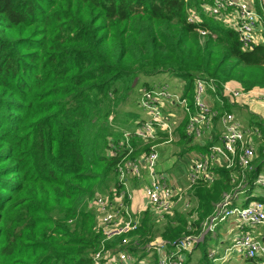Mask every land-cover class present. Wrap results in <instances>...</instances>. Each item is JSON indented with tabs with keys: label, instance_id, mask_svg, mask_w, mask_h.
<instances>
[{
	"label": "trees",
	"instance_id": "1",
	"mask_svg": "<svg viewBox=\"0 0 264 264\" xmlns=\"http://www.w3.org/2000/svg\"><path fill=\"white\" fill-rule=\"evenodd\" d=\"M203 2L0 0V264H93L101 234L88 204L117 178L118 159L106 155L109 139L118 138L110 117L138 84L170 74L190 100L197 78L215 80L220 94L231 81L264 88V44L244 51L233 29L202 12ZM191 11L200 25L189 22ZM252 117L249 127L260 135L251 191L264 164V119ZM215 172L212 185L189 196L198 200L190 225L198 235L236 185L232 170ZM188 226L180 217L161 236L178 240ZM154 230L146 213L139 244L150 243Z\"/></svg>",
	"mask_w": 264,
	"mask_h": 264
},
{
	"label": "built area",
	"instance_id": "2",
	"mask_svg": "<svg viewBox=\"0 0 264 264\" xmlns=\"http://www.w3.org/2000/svg\"><path fill=\"white\" fill-rule=\"evenodd\" d=\"M201 10L217 23L233 29L244 51L264 43V17L259 15L254 0H204ZM189 22L200 25L202 18L191 11ZM199 32L203 37L211 34L210 30ZM181 86L179 92L173 91L167 82L143 87L138 104L148 113L150 121L138 123L134 131L122 132V137L109 139L106 155L118 159L117 178L107 194H97L90 202V207L99 214L95 229L101 234L98 249L92 255L93 264H184L186 259L182 253L204 241L207 234L216 236V230L225 222L230 230L226 241L232 244L227 251H233L251 264H264V174L255 179L252 191L247 180L257 158L253 135L260 134L245 126L234 113L218 110L212 102L217 101L222 107L228 97L240 105L252 98L264 104V90L246 91L226 83L220 94L215 80L197 78L190 100L184 95L185 85ZM174 107L179 111L174 112ZM183 124L185 136L202 149L188 170L185 188L157 170L162 162L157 148L171 142ZM133 142L138 146L134 147ZM219 167L233 171L231 179L236 185L202 223L199 239L158 242L143 257L129 249L146 213L164 219L183 200L189 207L192 200L188 193L198 185H212L217 180L215 170ZM138 197L141 202L136 208ZM217 254L211 252L210 259L224 264L226 257H217Z\"/></svg>",
	"mask_w": 264,
	"mask_h": 264
},
{
	"label": "rangeland",
	"instance_id": "3",
	"mask_svg": "<svg viewBox=\"0 0 264 264\" xmlns=\"http://www.w3.org/2000/svg\"><path fill=\"white\" fill-rule=\"evenodd\" d=\"M261 1H262V9H264V0H261ZM217 24L222 25L220 23H217ZM223 26L227 27L225 25ZM161 82H167L168 84H170L172 87V90L175 92H179L178 90L182 89V86H181L182 81H178L176 78H174L170 74H163L162 76H160V78L158 79L156 83H161ZM185 82L188 83L187 81ZM174 87L175 88L177 87L178 90L174 89ZM255 88H260V87H255ZM142 89L143 87L141 86V84H138L135 90L129 94L127 100L121 101L118 109L115 112V116L112 115L110 117L111 120L114 118L112 122V128H113L114 133L116 134L115 135L116 137H119V135L124 131H134L136 129L137 124L140 122L150 121L151 118L149 117L148 113L145 112L138 104ZM212 102L214 103L217 101H212ZM236 105H239V104H236ZM172 110L174 112L179 111V109L175 107L172 108ZM231 110L233 111V109ZM166 111H168V109H166ZM248 116L252 120L253 117L251 113L248 112ZM243 120L245 123H247L245 117ZM181 127L176 131L177 133L173 134V139L171 142L165 143L164 145H161L157 148L159 153H161L162 155L161 156L162 162L159 164L157 170L165 172L167 176L173 182H176V183L178 182V185L181 188H185L188 185V178H187L188 170L195 163L198 157V152L195 150L189 151V149L195 147L196 144L192 142L188 137L185 136L184 128H181ZM180 129H182V131H180ZM219 129L220 128H218V130ZM183 135L185 136V139L182 137ZM253 137L255 138V140H257V137L259 138V136H256V135H253ZM261 173L264 174V164L261 167ZM115 183H116L115 179L108 182V185L110 187L109 188H107L108 186L106 187L107 189L105 190L107 191L106 192H104V190L102 192L96 191L93 198L97 194H107L114 187ZM192 193L193 192L190 191L188 193L189 194L188 196H190V194ZM191 200H192V205H190L189 207H186L184 200H183L180 203L178 209L175 210L170 215L165 216L164 219H159V218L157 219L156 217H152L154 219V229H155L153 237H152V241L148 244L145 243L146 245H140L139 237H137L138 235H136L134 239H132L129 245V249L135 252L136 255H139V256L141 255L143 257L144 255L147 254V251L149 248L154 247V244L158 242L159 243L167 242L161 236L162 233L167 229L168 225H171V223L177 226V222L180 217H183L187 220L189 226L186 228V231H188L189 235H191V236L185 235L180 239L189 238V237H192V239H199L197 238V236H199L200 234L198 235L196 233L197 230L194 227L190 226L191 223H194L196 221L195 213H196V209L198 208V201H197V198L195 197H191ZM89 202H91V200ZM140 202H141V198L138 197L136 200V206H135L136 208H138V206L140 205ZM239 204L242 205V202H240ZM88 211L94 214V217H95L94 226L96 227L99 214L93 208L89 207V204H88ZM72 223H74V220L70 219L68 221V224L72 225ZM229 231L230 230L228 229V222L220 224V226L216 230V236H214V234H207L204 241H201L199 243H196L195 245H192V247L189 250H186L182 253L181 256L186 259L184 264H210L213 261L210 259L211 252L218 253L216 255L217 257H226V262L224 264H245L246 261L239 258L233 251H227V249L231 248L232 246L230 241H226V237ZM234 232L235 231L233 230L231 233H234ZM258 232H260V230ZM94 233H97V230L95 228H94ZM221 240H225L224 243H221ZM204 251H206L209 255L207 256V258H204L203 256ZM139 256L138 257L136 256V257L139 258ZM213 264H221V263L214 262Z\"/></svg>",
	"mask_w": 264,
	"mask_h": 264
},
{
	"label": "crops",
	"instance_id": "4",
	"mask_svg": "<svg viewBox=\"0 0 264 264\" xmlns=\"http://www.w3.org/2000/svg\"><path fill=\"white\" fill-rule=\"evenodd\" d=\"M254 6L256 7L259 15L264 17V9H262V1L261 0H259V1L258 0H254ZM263 26H264V24H263ZM228 83L233 88H239V87L243 88L241 86V84H239L236 81H231V82H228ZM257 89H263L264 90V88H257ZM247 101L248 102L245 105L241 106L240 104L236 105L235 103H232L231 100L227 97V98H225L224 104L222 105V107H221L220 103H217V102H214L213 105L216 106V108H225L226 104L228 103L230 105L229 109L230 110L233 109V111L235 110L234 112L233 111H231V112L234 113L237 116V118L245 126H249V121H251V118L248 116V112L251 113V115H256L257 117H261L262 116L261 119H264V104L261 103V102H258L256 99H253V98L250 99V100H247ZM225 111L230 112L227 109ZM244 117L246 118V122L247 123L244 122V120H243ZM190 150H195L197 152L202 151V149L198 145H196L195 148H190L189 151ZM211 263L213 264L214 262L212 261ZM215 263H217V262H215Z\"/></svg>",
	"mask_w": 264,
	"mask_h": 264
},
{
	"label": "clouds",
	"instance_id": "5",
	"mask_svg": "<svg viewBox=\"0 0 264 264\" xmlns=\"http://www.w3.org/2000/svg\"><path fill=\"white\" fill-rule=\"evenodd\" d=\"M93 255V254H92Z\"/></svg>",
	"mask_w": 264,
	"mask_h": 264
}]
</instances>
